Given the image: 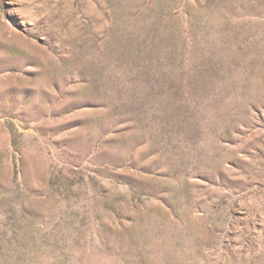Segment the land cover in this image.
Masks as SVG:
<instances>
[{"label": "rangeland", "instance_id": "rangeland-1", "mask_svg": "<svg viewBox=\"0 0 264 264\" xmlns=\"http://www.w3.org/2000/svg\"><path fill=\"white\" fill-rule=\"evenodd\" d=\"M0 264H264V0H0Z\"/></svg>", "mask_w": 264, "mask_h": 264}]
</instances>
